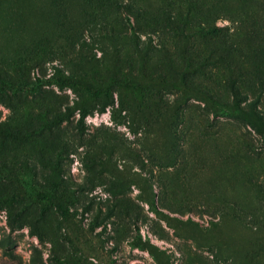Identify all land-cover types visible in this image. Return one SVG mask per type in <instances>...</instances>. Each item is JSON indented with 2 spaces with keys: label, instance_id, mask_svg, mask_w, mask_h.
Returning <instances> with one entry per match:
<instances>
[{
  "label": "rangeland",
  "instance_id": "1",
  "mask_svg": "<svg viewBox=\"0 0 264 264\" xmlns=\"http://www.w3.org/2000/svg\"><path fill=\"white\" fill-rule=\"evenodd\" d=\"M237 92L264 114V0H0V264H264Z\"/></svg>",
  "mask_w": 264,
  "mask_h": 264
},
{
  "label": "trees",
  "instance_id": "2",
  "mask_svg": "<svg viewBox=\"0 0 264 264\" xmlns=\"http://www.w3.org/2000/svg\"><path fill=\"white\" fill-rule=\"evenodd\" d=\"M218 29L217 28H213L211 29L210 31L211 32H216ZM87 91L90 95L94 96L96 93H97V90L95 88H92L91 86H87ZM210 96V100H213L215 103L217 104H220L221 102L215 98L214 96ZM249 106L251 107V110L250 112H246L244 107L242 106V103L239 101V98H238V92L237 94L235 95V100L232 102L231 104V108L232 109H237L239 111H242L245 113L246 117L251 121V125L254 126L259 132H261L262 134H264V114H262L260 111H258L256 109V105H255V101H251ZM87 112L86 110H82V115H81V118H84L86 116ZM28 190L31 191L32 193H34L36 196H38L39 198H47V199H53V196L48 193V192H41V191H35V190H32L30 187H29V183H28ZM152 205L154 206V210L157 212V213H160V209H158L154 203H152ZM59 208L60 210L64 213L65 212V209L59 205Z\"/></svg>",
  "mask_w": 264,
  "mask_h": 264
}]
</instances>
